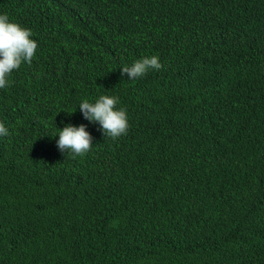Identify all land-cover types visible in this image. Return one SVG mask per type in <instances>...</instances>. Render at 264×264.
Listing matches in <instances>:
<instances>
[{
    "label": "trees",
    "instance_id": "16d2710c",
    "mask_svg": "<svg viewBox=\"0 0 264 264\" xmlns=\"http://www.w3.org/2000/svg\"><path fill=\"white\" fill-rule=\"evenodd\" d=\"M5 13L38 48L0 88V264H264V0H0ZM153 55L159 70L122 75ZM101 95L127 134L84 118ZM68 124L94 137L84 156L59 150Z\"/></svg>",
    "mask_w": 264,
    "mask_h": 264
},
{
    "label": "clouds",
    "instance_id": "9594fccd",
    "mask_svg": "<svg viewBox=\"0 0 264 264\" xmlns=\"http://www.w3.org/2000/svg\"><path fill=\"white\" fill-rule=\"evenodd\" d=\"M32 35L30 28L10 20L6 13L0 14V88H5L11 83L8 77L13 70L19 69L24 62L32 63L38 48L37 41L31 38ZM161 67L158 56H146L136 60L131 66H123L122 75H126L129 80H135L150 70H159ZM118 104L119 97L101 95L95 102L83 100L79 109L85 119L99 123L106 137L116 139L127 134L130 126L127 110L117 107ZM0 135H8V129L2 121ZM58 135L59 150L73 153V158L84 156L93 147L94 137L85 124H68L60 129Z\"/></svg>",
    "mask_w": 264,
    "mask_h": 264
}]
</instances>
